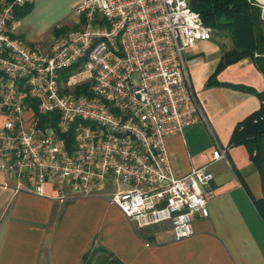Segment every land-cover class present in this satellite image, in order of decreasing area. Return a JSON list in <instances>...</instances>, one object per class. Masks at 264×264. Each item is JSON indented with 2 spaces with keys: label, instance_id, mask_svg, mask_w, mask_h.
<instances>
[{
  "label": "built area",
  "instance_id": "2783aa9c",
  "mask_svg": "<svg viewBox=\"0 0 264 264\" xmlns=\"http://www.w3.org/2000/svg\"><path fill=\"white\" fill-rule=\"evenodd\" d=\"M31 1L0 5V171L17 192L50 183L62 201L111 183L110 203L135 227L192 236L214 176L204 166L176 177L166 139L207 122L185 53L213 30L191 0H84L78 27L43 51L13 35ZM213 160L228 148L217 142Z\"/></svg>",
  "mask_w": 264,
  "mask_h": 264
},
{
  "label": "crops",
  "instance_id": "0c3cea01",
  "mask_svg": "<svg viewBox=\"0 0 264 264\" xmlns=\"http://www.w3.org/2000/svg\"><path fill=\"white\" fill-rule=\"evenodd\" d=\"M82 1L32 0L27 15L15 16L13 35L48 51L52 38L78 27L72 11ZM252 1L264 6V0ZM222 46L231 49L232 43L213 35L186 51L207 122L166 139L176 177L204 166L214 176L205 194L209 216L196 217L192 236L176 240L169 224L135 227L110 203L116 190L111 183L90 196L62 201L50 183L44 195L17 192V180L0 171V264H264V222L244 185L255 199L264 198L261 176L246 146L228 147L235 128L262 106L240 87L264 92V73L246 58L208 85ZM217 142L228 148V161L213 160Z\"/></svg>",
  "mask_w": 264,
  "mask_h": 264
},
{
  "label": "trees",
  "instance_id": "16d2710c",
  "mask_svg": "<svg viewBox=\"0 0 264 264\" xmlns=\"http://www.w3.org/2000/svg\"><path fill=\"white\" fill-rule=\"evenodd\" d=\"M190 6L192 10L200 14L204 24L213 30V35L227 38L232 43L231 49L222 46V57L208 85L212 84L227 67L246 58H251L257 63L258 57L264 56V22L261 19L260 8L252 2L249 0H191ZM31 9L32 4H26L17 9L15 16L22 18ZM240 89L259 97L262 106L235 128L228 147L240 145L247 147L251 162L260 173L264 191V92H257L249 87H240ZM244 185L264 222V198L255 199L248 186L245 183Z\"/></svg>",
  "mask_w": 264,
  "mask_h": 264
},
{
  "label": "water",
  "instance_id": "95a60500",
  "mask_svg": "<svg viewBox=\"0 0 264 264\" xmlns=\"http://www.w3.org/2000/svg\"><path fill=\"white\" fill-rule=\"evenodd\" d=\"M257 66L264 73V56H259L258 57Z\"/></svg>",
  "mask_w": 264,
  "mask_h": 264
},
{
  "label": "rangeland",
  "instance_id": "374dc122",
  "mask_svg": "<svg viewBox=\"0 0 264 264\" xmlns=\"http://www.w3.org/2000/svg\"><path fill=\"white\" fill-rule=\"evenodd\" d=\"M252 2H253V1H252ZM72 14H74L75 17L79 18V17L75 14V9H73ZM52 40H54V38H52ZM52 40H51V41H52ZM28 45H30V44H28Z\"/></svg>",
  "mask_w": 264,
  "mask_h": 264
}]
</instances>
